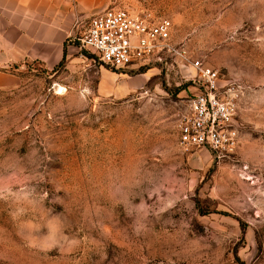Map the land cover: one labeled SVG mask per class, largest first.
Masks as SVG:
<instances>
[{
    "label": "rangeland",
    "instance_id": "374dc122",
    "mask_svg": "<svg viewBox=\"0 0 264 264\" xmlns=\"http://www.w3.org/2000/svg\"><path fill=\"white\" fill-rule=\"evenodd\" d=\"M110 7L169 19L187 60L116 72L84 49L17 68L0 93V264H264V0ZM195 61L235 88L223 162L179 141Z\"/></svg>",
    "mask_w": 264,
    "mask_h": 264
},
{
    "label": "built area",
    "instance_id": "2783aa9c",
    "mask_svg": "<svg viewBox=\"0 0 264 264\" xmlns=\"http://www.w3.org/2000/svg\"><path fill=\"white\" fill-rule=\"evenodd\" d=\"M81 36L71 35L78 49L89 51L99 64L116 72L139 70L185 52L172 43L173 24L152 13L109 8L92 16ZM200 92L190 101L179 125L180 144L206 150L217 162L232 159L240 146V126L233 86L220 85L219 72L200 61L192 63Z\"/></svg>",
    "mask_w": 264,
    "mask_h": 264
},
{
    "label": "crops",
    "instance_id": "0c3cea01",
    "mask_svg": "<svg viewBox=\"0 0 264 264\" xmlns=\"http://www.w3.org/2000/svg\"><path fill=\"white\" fill-rule=\"evenodd\" d=\"M112 0H0V93L20 83L27 62L53 71L78 60L70 36L106 11Z\"/></svg>",
    "mask_w": 264,
    "mask_h": 264
},
{
    "label": "trees",
    "instance_id": "16d2710c",
    "mask_svg": "<svg viewBox=\"0 0 264 264\" xmlns=\"http://www.w3.org/2000/svg\"><path fill=\"white\" fill-rule=\"evenodd\" d=\"M64 62H62L60 65H63Z\"/></svg>",
    "mask_w": 264,
    "mask_h": 264
}]
</instances>
